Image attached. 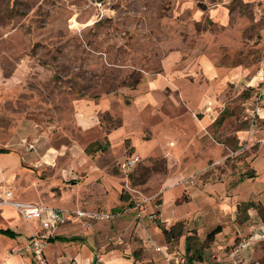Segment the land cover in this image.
<instances>
[{"label": "rangeland", "instance_id": "374dc122", "mask_svg": "<svg viewBox=\"0 0 264 264\" xmlns=\"http://www.w3.org/2000/svg\"><path fill=\"white\" fill-rule=\"evenodd\" d=\"M261 111L264 0H0V149L21 159L0 170V198L115 214L59 226L50 237L79 239L47 240L48 264H182L188 233L204 245L194 264L224 262L264 221ZM162 196L184 225L170 242ZM1 213L0 228L17 219ZM20 222L0 259L30 264L40 227ZM241 264H264V239Z\"/></svg>", "mask_w": 264, "mask_h": 264}, {"label": "built area", "instance_id": "2783aa9c", "mask_svg": "<svg viewBox=\"0 0 264 264\" xmlns=\"http://www.w3.org/2000/svg\"><path fill=\"white\" fill-rule=\"evenodd\" d=\"M260 100L256 101V109L259 107ZM252 120L255 115L252 114ZM138 156H132L125 160L122 168L129 169L136 164ZM10 190L1 194L0 204L12 206L20 217L28 222L36 221L40 227V232H31L25 240V248L31 253L30 264H48L45 259L44 248L50 235L61 225L69 223H89L92 220L112 219L115 214L103 210L86 211L80 208L73 210H63L61 208L38 205L34 203L19 202L12 198ZM250 226V231L246 237H242L234 242L229 248L224 262L219 264H241L248 252L251 251L253 243L264 239V221L257 227ZM164 247H156V251L163 250ZM183 262V259H181Z\"/></svg>", "mask_w": 264, "mask_h": 264}, {"label": "trees", "instance_id": "16d2710c", "mask_svg": "<svg viewBox=\"0 0 264 264\" xmlns=\"http://www.w3.org/2000/svg\"><path fill=\"white\" fill-rule=\"evenodd\" d=\"M91 146H93V150H91ZM105 147L100 144L99 142H93L90 145H88L85 148V151L87 153H93L98 150H103ZM0 151H3L0 149ZM244 208L243 210H246L248 207H252V202H246L238 204V208ZM259 209V208H258ZM261 212V209H260ZM247 216H244V219H246ZM158 227L161 230V233L164 237V240L166 242H170L172 240L180 238L182 235H184V225L182 221H176L175 223H172L168 226H165L158 222ZM221 231L220 226H215L213 229H211L209 232L205 235V242H211L214 240V237L217 233ZM0 234L5 235L10 238L16 237V233L9 229V228H0ZM78 236H71V237H65V236H54L49 237L48 241L53 242L55 240L59 241H76L78 240ZM204 248L203 242L198 239L197 234L195 233H188L184 235V255H185V262L182 264H194L195 261H200L202 258V250Z\"/></svg>", "mask_w": 264, "mask_h": 264}, {"label": "crops", "instance_id": "0c3cea01", "mask_svg": "<svg viewBox=\"0 0 264 264\" xmlns=\"http://www.w3.org/2000/svg\"><path fill=\"white\" fill-rule=\"evenodd\" d=\"M261 113L263 114L264 113V111H261ZM264 117V116H263ZM82 121L84 122V123H87L88 124V120H87V118L86 117H83V119H82ZM105 149L106 148H104L103 150H98V151H105ZM3 151H0V170H2V169H6V168H13L14 166H20V157H19V155L18 154H16V153H9L6 149H2ZM95 152H97V151H95ZM51 155H49V157H50ZM181 156V155H180ZM181 158V157H180ZM46 159V156L43 158V160H45ZM195 160V159H194ZM194 160H192V161H194ZM192 161H190V163L192 162ZM37 162V161H36ZM41 163V162H40ZM190 169H189V167H185V168H180V172H181V174H185V173H190V172H188ZM219 185H221V184H219ZM207 186V183L203 186V188L200 190V191H202V192H204V191H206V190H209V188H207L206 187ZM215 186V185H214ZM213 187V186H212ZM213 189V188H212ZM220 189H221V193L222 194H226L225 193V188H224V186L223 185H221L220 186ZM213 191L214 192H216L214 189H213ZM176 196V195H175ZM16 201H18V200H16ZM173 201H174V198H172L170 201H169V205H171L172 206V208L174 207V205H173ZM19 202H25V201H19ZM28 203V202H27ZM163 204H164V198H163V196H162V202H161V204H160V206H161V208H160V211H161V213L159 214V216L161 217V221L164 223V222H166V225L168 226L170 223H172L173 222V220H175V219H178V217H176V216H174V217H169L168 215H166V214H164L163 212H162V207H163ZM177 207V206H176ZM1 210H2V213H1V216H5V219L8 217V215H10V213H14L15 214V216L17 217V219H14V220H12L11 222H10V224H8V225H6V227H4V228H9V229H11V230H13L16 234H20L19 233V230H20V225H21V222H20V215L18 214V212L12 207V206H10V205H3V207H1L0 208ZM37 224V222L36 221H34V223L33 224ZM38 225V224H37ZM39 226V225H38ZM58 228H60V227H58ZM57 228V229H58ZM31 231H33V229L31 230ZM30 231V232H31ZM41 230H40V228L38 229V231H36V232H40ZM221 231H222V228H221ZM220 231V232H221ZM219 232V233H220ZM30 234V233H29ZM0 235H2V234H0ZM3 236H5V235H3ZM57 236V235H56ZM63 236V235H62ZM65 237H68V236H65ZM69 237H71V236H69ZM10 238V237H9ZM0 239H4L5 240V238L4 237H0ZM11 239H13V240H11L10 242H15L16 241V239H17V236L16 237H14V238H11ZM14 259H16V261H19V262H21V264H27V262H26V260L22 257V256H19V255H6V254H4V255H2V258L0 259V264H12V263H14ZM31 261V260H30Z\"/></svg>", "mask_w": 264, "mask_h": 264}]
</instances>
